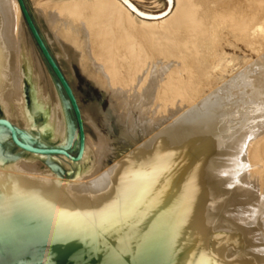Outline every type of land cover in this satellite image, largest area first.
I'll use <instances>...</instances> for the list:
<instances>
[{"label": "bare ground", "instance_id": "bare-ground-1", "mask_svg": "<svg viewBox=\"0 0 264 264\" xmlns=\"http://www.w3.org/2000/svg\"><path fill=\"white\" fill-rule=\"evenodd\" d=\"M53 2L45 10H48L52 32L50 39L62 63L69 68L76 61L86 73L109 87L119 102L131 101L141 116L147 114L150 105L151 119L163 116L164 110L175 119L190 107V111L186 110L190 112L188 116L180 115L181 122L185 124V131L186 127H192L195 132L186 134V141L179 139L177 129L166 140L156 141V134L155 143L152 141V146L148 143L149 152H145L147 147L143 153L137 151L139 154L127 160L129 163L124 167V160L121 164L118 162L121 166L115 168L127 177L121 185L125 191L117 201L107 202L102 208L88 201H93L92 197L81 200L84 185L10 173L31 170L33 166L23 160L10 167L2 166L8 148L6 140L10 138L2 126V251L16 259L22 249L35 245L83 246V240L74 239L73 232L61 228L58 221L73 219V224L80 226L88 220V215H94L97 217L93 225L102 234L111 231L112 235L113 228L123 223L130 235L137 229H158L155 246L169 247L175 257L173 264H264V98L249 91L243 79L244 70L238 69L220 86L209 90L196 105L190 106L202 84L196 74L201 65L196 43L213 28L226 29L239 40H246L245 21L230 22L228 16V20L221 16V8L210 9L211 4H224L223 0H208L204 5L197 0H180L172 16L174 22L160 27L142 26L145 29L140 26L136 31L128 12L114 1ZM190 3L192 8L187 10L185 5ZM183 5L185 8L181 10ZM21 18L16 0H0V108L12 125L18 121L29 131L35 128V118L42 116L43 123L36 127L41 143L59 137L64 144L75 142L56 89L23 38ZM150 29V33H155L154 38L165 35L166 40L162 43L151 37L140 38L141 33L149 35ZM162 63L168 68L166 64L162 67ZM181 72H185V80L180 77ZM199 77L202 76L199 74ZM169 105L174 109H167ZM81 116L84 122L82 112ZM181 131L187 132L182 129L180 135ZM103 143L98 138L92 144L85 137L79 161L89 154L97 161L103 155L99 149ZM254 179L255 186L250 183ZM241 184L249 188L243 192ZM86 200L91 204L89 209L83 203ZM71 211L75 215L72 218ZM246 234L251 240L258 239L252 242L248 238L250 246ZM250 234L255 237L252 235V239Z\"/></svg>", "mask_w": 264, "mask_h": 264}, {"label": "rangeland", "instance_id": "rangeland-1", "mask_svg": "<svg viewBox=\"0 0 264 264\" xmlns=\"http://www.w3.org/2000/svg\"><path fill=\"white\" fill-rule=\"evenodd\" d=\"M24 1L31 13L37 29L39 30V33L47 44L49 51L61 69L67 82L69 83L79 105L80 111L83 113L85 119L83 124L86 139L92 144H96L98 138H101L104 143L99 149L103 151V155L96 161V159L93 158L94 155L89 154L87 158L77 163L69 162L61 156L55 155L40 157L31 156V154L25 153L15 147L8 137L6 140V146L8 145V148H6V156L4 155V164L2 166L10 167L18 160H23L27 165L33 166L31 170L25 168V171L18 173L12 170L10 173L21 174L23 176H34L37 178H48L54 182L57 181L61 183H67L68 181V183L84 185V190L83 187L81 189V197H83L81 200H84L85 198H93V201H90L89 199L88 201L91 204L94 202L93 204L104 208L108 203L117 201L120 195L125 191V187L122 189L121 185L127 177L126 175H120V173L117 171L118 167L121 166L118 164H121V162L124 160V164L122 162L124 167L126 163H129L127 160L131 161L134 158L133 156L143 153V151L146 150V147L147 150L145 152H149L148 149L155 143L156 134L158 137L156 138V141H158L163 139L166 140V138L168 139V137H170L174 132H178L177 135L180 137L179 139H181V141H186V134L190 136L195 131L192 127H186L187 132L185 131V124L181 122V116H188L190 112L187 111H190L191 109L189 110L190 107L188 110L186 108L187 111H184L183 109L180 114L177 115L178 118L175 117L176 120L169 116L167 113L168 110H164L163 116H158L155 119H151V116H153V112H151L153 111L151 110L152 105H150V109L147 111V114L145 113V116L139 115V110L133 107V103H131V101H128L125 104L119 102L117 98L113 97L111 92L112 90L109 89V87L102 85V83H100L97 78L86 73V71H84L76 61H73L69 68L68 65L61 62V59L57 56L58 49L57 47L55 48V46H53L54 43L51 40L52 32L49 31L50 22L48 20L49 18L47 19L48 10H45L47 6H51L55 3L53 2L54 0ZM109 1L118 3L122 9L128 12L130 20L133 24L135 23L134 25L136 26V31L137 27L140 26L141 28H143L142 26L160 27L165 23L171 24L172 21L174 22V18L172 16L175 14L178 8L177 6L180 2V0L179 2L177 0ZM198 1L201 2H199L200 4L204 5V3L208 0H197V2ZM223 1L224 4H221V7L216 3L211 4L210 9L213 11L219 10L220 8L223 10L226 9L225 13L221 9L219 11H221V16L225 17L224 19H226L228 16L230 19L227 18V20L229 19L228 21L230 22L235 23V21L238 20L245 21V26L247 28V34H245V38L247 39L239 40L237 37H235V35L229 33V31L226 29L216 31L215 28H213L211 31H209V33L207 32V34L203 36L198 43H196V52L197 57L199 58L198 62H200L198 64H201L198 65L196 74L198 73V81L202 84L199 85L200 87H198L200 90L198 93L199 97L196 96L190 106L196 105L197 102L201 100V98L209 94L211 89L218 87L219 84H222L224 81L229 79L233 73L235 74L241 69L244 70L245 76L243 79L249 91L252 93H258L260 94V98H264V0ZM184 5L183 7L180 6V8H183L181 10H184ZM190 5L191 3L185 5L187 10H191L192 5L191 7ZM228 11L229 13H227ZM256 27L257 30L255 29ZM20 29H22L21 32L23 34V38L31 50L35 60L38 62L41 70L50 77L53 86L56 89L55 91L61 100L69 126H72L75 142L64 144L61 137H59L56 139H46L47 143H41V141L37 139L38 130L36 128L43 123V117L40 115L35 118V128L31 127L30 131L18 121H14L13 126H15V128L18 130L21 140L27 144L34 146H61L68 150L71 154L75 155L77 152L76 125L71 110L69 109L63 93L59 89L52 73L41 56L22 18ZM140 31L141 30H138V33L143 32ZM150 31L151 29L149 30V33ZM159 32L160 31L156 32V34ZM150 34L148 35L147 33L145 36V33H141L142 36H140V38L142 37L143 39V37H145L143 40H146L148 37H151L153 39V35L155 33L152 35ZM158 35L155 37H158ZM162 36L165 37V35ZM164 37H161V39H154H158L160 40L159 42L162 41L163 43L166 40ZM150 60L152 61V58L149 59L148 62H150ZM163 64L166 63H162V67L165 66ZM199 66H202V69ZM165 67L168 68V65ZM180 74H178L180 77L186 79L185 72H181ZM199 74L202 77H199ZM253 78L255 80H253ZM249 79L257 83L254 84L255 82H253L252 84V81L250 82ZM148 106L149 105L145 107L148 108ZM172 107L174 106L169 105L167 109H174ZM158 112L160 111H157L156 113ZM0 118H6L1 108ZM172 119H174L173 122ZM182 125L184 126L182 127ZM130 127L133 128L131 129ZM180 127H182L186 133L181 131L180 135V130H182ZM0 129L4 128L0 126ZM159 129L165 131H160ZM152 141L154 142L153 144H151ZM169 141H171V144L174 143L173 140H168V142ZM140 147L141 149H139ZM116 166L118 167L115 168ZM28 167L30 168V166ZM258 169L259 167L255 170ZM250 183L253 185L256 184L255 179L253 183L252 181ZM241 185L243 187V184ZM247 185L250 184L247 183ZM251 187L252 185L250 188ZM243 188V192H245L249 186H244ZM242 189L240 190L242 191ZM88 201L86 200L83 202L87 209L90 208L88 206H91ZM228 208L230 207L228 206ZM69 215L71 218L72 216H75L72 211L69 212ZM92 216L94 215H88V220L83 222L84 226L82 223L80 226L74 225L73 219L58 221V224H60L61 228L65 227L68 228L69 232H73V234L76 236L74 239L76 238L78 240H83V246H79L77 248L53 247L55 250H51L48 253L44 252L41 255H39V251L35 249H22L19 256L15 260H9L7 254L0 248V264H77L76 262L79 259L85 260V263L88 261L91 263L93 262L94 264H173L175 257L170 248L159 246L160 249H158L159 247L157 248V245L155 246L158 229L150 228L145 231H140L137 229L133 234L130 235L128 231H126L127 225L123 223L113 228L114 233L112 235L110 234L111 231H106L102 234L97 230V227L93 225L96 221L95 217L97 216H94V218ZM91 220H94V222ZM230 220L232 219L229 217V221ZM239 223L237 225H239ZM252 235L251 237L253 239V236L255 237V235ZM246 237V241H248L250 236L246 234ZM254 239L258 238L255 237ZM254 239L251 240V238H249V240L252 242L256 241ZM247 243L250 244V246L252 245V243L249 241ZM259 253H261V251Z\"/></svg>", "mask_w": 264, "mask_h": 264}, {"label": "water", "instance_id": "water-1", "mask_svg": "<svg viewBox=\"0 0 264 264\" xmlns=\"http://www.w3.org/2000/svg\"><path fill=\"white\" fill-rule=\"evenodd\" d=\"M17 5L19 7L20 13H21V17L32 37V39L34 40L41 56L43 57L45 63L47 64L50 72L52 73L59 89L61 90V92L63 93L67 105L69 107V109L71 110V113L74 117L75 120V125H76V137H77V152L75 155L71 154L68 150H66L65 148L61 147V146H34V145H30V144H26L23 141H21V139L19 138L18 135V131L15 128V126H13L11 124V122H9L7 119L5 118H0V126H3L7 129V131L9 132V136H10V140L12 142V144L25 151L28 153H33V154H38V155H60L65 157L66 159H68L71 162H78L83 154V149H84V143H85V131H84V124H83V119L81 116V111L79 109V105L77 103V100L73 94V91L69 85V83L67 82L65 76L63 75L61 69L59 68V66L57 65L55 59L53 58L51 52L49 51L47 44L45 43V41L43 40L41 34L39 33V30L37 29V26L35 25L33 18L31 16L30 11L28 10L26 3L24 0H16ZM38 250L39 251V255L43 254L44 252H50L51 250H55V248L53 247H48V246H30L28 248H25V250ZM8 259L9 260H15L13 258H11V256L9 254H7ZM36 256V255H33ZM67 259V258H66ZM76 261V260H74ZM94 264L93 262H88L85 260H77V264Z\"/></svg>", "mask_w": 264, "mask_h": 264}]
</instances>
